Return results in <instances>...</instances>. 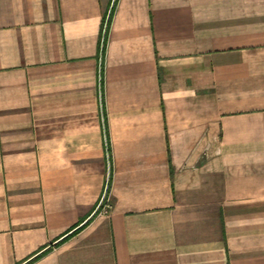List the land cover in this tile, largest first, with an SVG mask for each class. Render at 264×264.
<instances>
[{
    "label": "crops",
    "instance_id": "obj_1",
    "mask_svg": "<svg viewBox=\"0 0 264 264\" xmlns=\"http://www.w3.org/2000/svg\"><path fill=\"white\" fill-rule=\"evenodd\" d=\"M0 264H264V0H0Z\"/></svg>",
    "mask_w": 264,
    "mask_h": 264
},
{
    "label": "built area",
    "instance_id": "obj_2",
    "mask_svg": "<svg viewBox=\"0 0 264 264\" xmlns=\"http://www.w3.org/2000/svg\"><path fill=\"white\" fill-rule=\"evenodd\" d=\"M102 198H100L99 202L96 205L95 213L98 215L106 216L109 213V210L111 208L110 204V196L105 194V191L103 192Z\"/></svg>",
    "mask_w": 264,
    "mask_h": 264
},
{
    "label": "rangeland",
    "instance_id": "obj_3",
    "mask_svg": "<svg viewBox=\"0 0 264 264\" xmlns=\"http://www.w3.org/2000/svg\"><path fill=\"white\" fill-rule=\"evenodd\" d=\"M108 22H109V14L105 17L104 21H103V29L105 30L107 28V25H108ZM104 194V193H103ZM103 194L101 195V198L103 196ZM105 194L106 195H109L108 193V187L105 189ZM100 200V199H99ZM99 202V201H98ZM96 209V208H95ZM95 212V210H94ZM96 214V213H95Z\"/></svg>",
    "mask_w": 264,
    "mask_h": 264
}]
</instances>
